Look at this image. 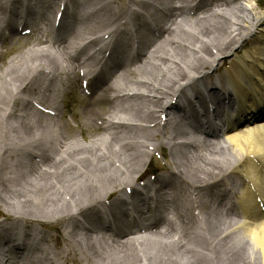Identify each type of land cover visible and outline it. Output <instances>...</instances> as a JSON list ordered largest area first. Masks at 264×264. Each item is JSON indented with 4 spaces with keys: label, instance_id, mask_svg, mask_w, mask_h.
Returning <instances> with one entry per match:
<instances>
[{
    "label": "bare ground",
    "instance_id": "bare-ground-1",
    "mask_svg": "<svg viewBox=\"0 0 264 264\" xmlns=\"http://www.w3.org/2000/svg\"><path fill=\"white\" fill-rule=\"evenodd\" d=\"M40 1L30 5L27 12L36 9ZM181 1L184 0H169L172 5L166 10L165 25L129 63L128 69L119 62L118 56L105 61L111 77L100 79L93 89L94 95L81 100L82 135L81 132L76 134L70 122L62 124L58 119L64 113L61 104L65 91L73 86L77 67L86 60L69 59V63L63 60L55 65V56L46 53L49 39L44 38L37 26L28 25L23 31L35 29L26 33L32 39L28 48L19 45L18 55L5 62V51L0 52V207L9 216L43 229V221L55 223L59 218L55 215H60L64 208L90 212L94 206L104 204L113 192H118L113 201L117 207L125 201L122 194L131 192L138 197L144 194L135 186L136 180L144 175L153 154L165 147L169 149L165 163L168 175L161 174L151 182L179 184L187 202L196 210L190 215L189 208L184 209L175 197L170 206L179 222V232L175 233L168 220L163 219L161 227L144 221L119 231L111 230L102 240L99 237L95 240L94 228L86 225L79 230L69 221L62 231L65 243L62 259L66 263L69 259H80L83 264H264V10L255 11L244 0H195L197 5L191 3L190 7L177 5ZM153 2L150 7L157 8L158 0ZM55 3L57 0L45 4L44 16L59 17ZM78 3L102 5L101 0ZM125 6H145V3L126 0ZM103 9L104 5L99 8ZM62 15L75 20L66 7ZM67 24L68 28L78 26L76 21L71 24L67 21ZM104 26L100 22L98 27ZM20 33L12 31L8 36L0 33L3 47L10 41L6 51L18 44ZM246 41L250 42V49L239 54L237 50ZM62 45L63 41L56 46L57 50L60 51ZM96 46L107 55L115 52L100 43ZM19 58L23 64L16 63ZM226 59L230 60L229 65H225ZM47 64L54 66L49 70ZM62 71L69 79L68 85L51 100ZM42 74L50 79L46 86L49 94L43 95L49 103L43 106L39 103L38 108L46 111L45 127L58 130L54 145L45 155V149L34 153L15 144L10 148L11 160L7 161L5 154L11 144L7 140L8 133H13V141L17 143L23 141L24 136L34 139L35 131L43 125L44 119L28 125L24 121L33 105L30 98L23 99L17 109L12 107L16 96L36 92V81ZM112 78H116L117 85L112 90L113 98L131 101V105H111L104 112L102 105L109 100L106 94ZM208 81H211L210 89L204 92L209 96V103L199 90V95H194L195 100H192L194 91L187 95L193 83L197 86ZM182 100L189 108L181 107ZM197 100L201 102L198 106L194 104ZM235 103L241 106L238 114L233 110ZM13 113L18 123L10 128L7 123ZM88 113L89 116H85ZM76 114L74 111L71 115L73 121ZM97 115H103V119L97 118L101 133L95 131ZM212 119L216 121L214 126L209 123ZM190 125H196L197 133L204 139L199 140L196 134L192 144L185 141L186 128ZM222 129L226 130L222 133ZM84 133L89 135V141L84 140ZM34 142L26 144L29 147ZM185 149L191 154L187 155ZM18 150L26 152L32 161L28 179L24 172L17 178L11 175ZM133 174L135 176L131 177ZM233 174L243 177L240 193L226 191L211 200L214 205H209L210 187L224 181L234 184ZM148 186L147 183L144 188ZM66 189L69 195L63 192ZM226 197H229L228 202H235L231 209L224 204ZM35 204L39 207L37 211ZM51 207L56 214H45ZM152 210L144 213L145 218ZM96 213L89 215H93L94 225L104 219ZM24 235L31 237L27 232ZM1 242L9 243L10 237L5 235ZM20 244L15 255L22 253L23 247L34 249L33 245ZM2 247L0 243V255L7 257L8 251L4 252Z\"/></svg>",
    "mask_w": 264,
    "mask_h": 264
},
{
    "label": "rangeland",
    "instance_id": "rangeland-1",
    "mask_svg": "<svg viewBox=\"0 0 264 264\" xmlns=\"http://www.w3.org/2000/svg\"><path fill=\"white\" fill-rule=\"evenodd\" d=\"M244 2L247 5H249L250 8H253L255 11L261 12V11L264 10V0H244ZM17 39H18V41H17L18 44L17 45H14L12 47V49L9 48V50L4 53V55H3L4 61L3 62L8 61V60L12 59L13 57H15L16 55H18V53H19L18 51H20V50H18L19 45H22V46H25L26 48H28L30 46V42L32 40L30 35H28V36H18ZM9 45H10V41H7V48H6V50L8 49V46ZM250 47H251L250 42L249 41H246L244 43V45L242 47H240L237 51H238L239 54H243L244 51L247 50V49H250ZM55 58H58V57L56 56ZM20 61H21V59L19 58V60L16 63L17 64H19V63L20 64H23L22 63L23 61H21V62ZM229 62H230V60L229 59H226L225 65H229ZM39 79H41V81H42V78H39ZM74 81L75 82H74L73 86L65 93V95L63 97V102L61 104V107H62L64 113H63V116L61 118H59L58 120H60V122L62 124L64 122H66V121L67 122H70L72 128L75 129L76 134H79L81 132L80 129L82 128L80 126V124H81V122H80L81 119L80 118L83 117V113L81 112V100L90 99V97L89 98H86V96L82 93L81 88H80V81H79L78 77H75V80ZM21 98H22L21 96L15 97V101L12 103L14 105L12 107H16L17 105H19L20 102H21ZM95 101H96V99H93V102H95ZM123 103H125L126 105H131V103H129V102L125 101V100L123 101ZM109 105H111V103H109V101H107L106 103H103L102 107L105 108L103 110L104 112H107V110L109 109ZM99 106L100 105H98L96 108L98 109ZM15 109H17V108H15ZM15 109H13L14 112H16ZM74 111L77 113L76 116H75V120L76 121H73V118L71 116ZM85 116H89V113L86 114ZM97 118L103 119V115L100 116V117L97 115V117H95V121H97V123L99 124V125L97 124V126L99 128L97 127L95 129V131H96V133H101L102 131L100 129V126H101L100 120H97ZM83 120H84V118H83ZM24 121H26V123H28L27 121H29V120H28V118H27V120L25 118ZM15 123L16 124L18 123V119L13 114V117L9 119V121L7 123V126L9 125V127L11 128V126L12 125L14 126ZM19 124H20V122H19ZM179 126H180V124H179ZM9 133H8V137H7V140L8 141H10ZM81 135H82V132H81ZM83 136H84V140L85 141H89L90 140V137H89V135L87 133H84ZM166 149H167V147H165V150H163V151L161 150V151H158V152H156V153L153 154L152 159H151V162L148 164V166H147V168L145 170L144 175L141 176L142 179L147 180L152 175L155 176V178L158 177L161 174L162 175H168L167 172H166L165 163H166V159L168 160V158H169L168 157V151H169V149H167V150ZM175 151L177 152V150H175ZM185 151H186L187 155H190L191 154L188 149H185ZM21 155L22 154H19L18 157H20ZM1 164H2V162H1ZM17 167H19V166H17ZM20 167H21L20 168L21 169L20 171H22L23 168H22V166H20ZM14 172H13V175H14ZM27 172H24V174H25L26 178L28 179L31 176V173L29 171H27ZM133 176H135V174H133L131 177H133ZM127 182H129V181H127ZM12 186L15 187V184H13ZM64 190H63V192H65V194L67 195L68 192H69L68 189H66V191H64ZM210 192L212 193V190H210ZM97 195L99 197L100 194H97ZM114 195H115V192L111 193L110 196H109V198L113 197ZM40 196L43 197V194H41ZM33 197L34 196H32V198ZM68 201H69V198H68ZM208 203H210V201H208ZM15 205H17L19 207V209L22 208V206L19 205V204H15ZM36 205L37 204H35V206H34V210L35 211L39 210L38 209L39 207H37ZM60 210L62 211V209H60ZM206 210H208V209H206ZM69 212H70L69 207L67 209L64 208L63 211L60 212V215H55V216H57V218L59 217L58 218V221H56L55 223H51L49 221H47V223H46V222L43 221V223H42L43 227L46 230H48V233L51 236H53L54 240L57 241V243L59 244V247L62 250H64V248H65L64 247V245H65V243H64V234L62 232L63 231V228H64L63 227L64 226V218H66L69 215ZM192 212H193V208L192 209H189V214H192ZM54 213L56 214V210H55L54 207L49 208L48 209V212H45V214H47V215H49V214H53L54 215ZM0 218H12V217L9 216V214L7 213V211L3 207H0ZM86 225H88L91 228H94V223L91 222V221L88 222ZM86 225L85 224H82V225H74L73 227L74 228H78L79 230H82ZM173 227H174V225H173ZM175 227H177V226H175ZM94 238L96 240V237L95 236H94ZM97 241H99V240H97ZM60 255L61 256L63 255L62 254V251L60 252ZM66 264H83V262L80 259H69V260H67V263Z\"/></svg>",
    "mask_w": 264,
    "mask_h": 264
}]
</instances>
